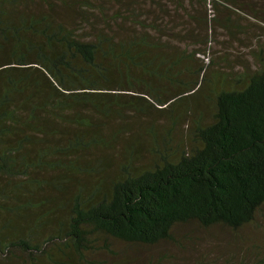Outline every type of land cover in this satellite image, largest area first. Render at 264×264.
<instances>
[{
	"label": "trees",
	"instance_id": "obj_1",
	"mask_svg": "<svg viewBox=\"0 0 264 264\" xmlns=\"http://www.w3.org/2000/svg\"><path fill=\"white\" fill-rule=\"evenodd\" d=\"M245 13L0 0V264H126L117 245H196L187 228L238 237L264 218V43L241 68L225 54ZM253 248L233 264H264Z\"/></svg>",
	"mask_w": 264,
	"mask_h": 264
},
{
	"label": "rangeland",
	"instance_id": "obj_2",
	"mask_svg": "<svg viewBox=\"0 0 264 264\" xmlns=\"http://www.w3.org/2000/svg\"><path fill=\"white\" fill-rule=\"evenodd\" d=\"M240 2L246 11L245 19L241 23L243 28L240 32L242 44L233 50H226L225 53L236 68H241L245 63L250 62L248 53L250 48L257 49L258 43H264V29H262L264 23L259 20L264 18V0H240ZM250 9L258 14H253ZM243 44L246 45L243 46ZM185 232H190L197 239L196 245L186 242L184 243L186 246L182 247L170 244H161L153 248L117 245L115 247L116 255L118 257L124 254L128 255L131 261L126 264H138L152 255L155 259L153 264H226L227 261L233 264L241 257L253 261L256 258L253 246L262 244L264 241V218L259 215L254 226L245 228L238 237L219 227L206 232L187 228ZM231 256L235 260H232ZM102 260L115 261L110 256L108 259L107 255L103 256Z\"/></svg>",
	"mask_w": 264,
	"mask_h": 264
}]
</instances>
